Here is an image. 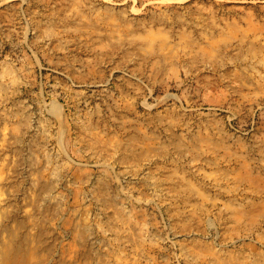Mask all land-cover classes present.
<instances>
[{"label":"rangeland","instance_id":"1","mask_svg":"<svg viewBox=\"0 0 264 264\" xmlns=\"http://www.w3.org/2000/svg\"><path fill=\"white\" fill-rule=\"evenodd\" d=\"M0 264H264V0H0Z\"/></svg>","mask_w":264,"mask_h":264}]
</instances>
